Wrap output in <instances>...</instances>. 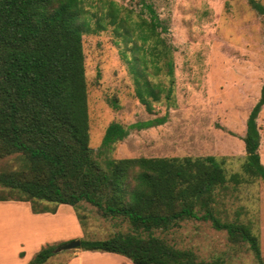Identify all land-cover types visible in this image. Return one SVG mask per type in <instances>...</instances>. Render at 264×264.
<instances>
[{
  "label": "rangeland",
  "instance_id": "obj_1",
  "mask_svg": "<svg viewBox=\"0 0 264 264\" xmlns=\"http://www.w3.org/2000/svg\"><path fill=\"white\" fill-rule=\"evenodd\" d=\"M146 1L167 28L159 27L147 41L141 34L149 14L141 0H81L86 23L83 51L90 147L102 163L142 156H215L223 162L228 177L243 175L241 182L230 180L217 190V215L223 221L248 226L258 236L264 257V180L243 170L247 120L264 86V16L249 0ZM258 1L264 5V0ZM158 37L164 42L160 41V54L153 58L152 45ZM168 60L172 62V74L166 65ZM145 80L167 91L154 99L145 89ZM139 82L150 104L141 101ZM162 117H166L162 124L132 128L124 140L102 146L111 122L130 127ZM257 123L264 164V105ZM26 168L18 154L0 155V172ZM0 196L9 198L0 201V264L16 261L19 238H33L27 245L29 255L50 244L61 251L62 245L74 240L54 241V237L74 232V227L53 218L52 213H34L32 204L36 209L57 211L68 206L61 213L74 215L83 229V235L77 238L80 240H102L133 230L128 219L105 216L85 201L76 207L43 199L22 201L25 196L2 186ZM17 233L20 236L16 237ZM153 233L173 247L192 251L198 262L258 264L247 243L232 242L225 230L215 229L209 221L184 220L179 227L155 229ZM142 236L147 233L142 232ZM76 249L62 251L48 264L59 262ZM109 259L85 257L83 264H114Z\"/></svg>",
  "mask_w": 264,
  "mask_h": 264
},
{
  "label": "trees",
  "instance_id": "obj_2",
  "mask_svg": "<svg viewBox=\"0 0 264 264\" xmlns=\"http://www.w3.org/2000/svg\"><path fill=\"white\" fill-rule=\"evenodd\" d=\"M141 1L149 14L141 34L147 41L159 27L167 28L152 4ZM249 3L264 16L260 1ZM82 14L81 0H0V155L18 154L27 165L20 171L0 172V186L25 196L22 201L43 199L74 207L85 201L105 216L128 219L131 232L81 240V246L124 255L134 264H213L196 261L192 251L173 247L153 233L179 227L189 219L209 221L215 229L225 230L232 242L247 243L258 264H264L258 236L248 226L223 221L217 215V190L230 180L241 182L243 175L228 177L223 162L215 156H142L105 163L98 159L90 147ZM160 41L158 37L152 45L153 58L160 54ZM166 65L172 74L171 60ZM146 80L145 89L154 99L167 91ZM140 86L139 82L141 101L150 104ZM263 105L264 86L247 120L243 170L264 180L257 123ZM165 120L130 127L111 122L102 146L124 140L132 128ZM7 200L0 196V201ZM31 208L34 213L56 212L36 209L34 204ZM58 248L52 244L43 247L29 264H43Z\"/></svg>",
  "mask_w": 264,
  "mask_h": 264
},
{
  "label": "crops",
  "instance_id": "obj_3",
  "mask_svg": "<svg viewBox=\"0 0 264 264\" xmlns=\"http://www.w3.org/2000/svg\"><path fill=\"white\" fill-rule=\"evenodd\" d=\"M9 204H13V202H10ZM25 205V204H24ZM25 209L28 207L27 205H25ZM61 207V206H59ZM63 208H68V206L61 207ZM61 209V210H62ZM61 210H56L57 212L52 213V212H44V213H49L51 215V213L53 214V218L59 217L61 220H63V222L65 223L66 226L69 227H74V232H70V233H63L61 236L59 237H54V241H61V240H65V239H77L80 238L83 235V229L81 228V226H79L78 222L76 221L75 217L73 214L71 213H67V214H62ZM71 210V209H70ZM28 212V211H27ZM20 236L19 233L16 234V237ZM30 238H19V240H17V248L14 251L15 257H16V261L13 262L12 264H29L30 261L32 260V258L35 256V254L33 255L34 252H32L30 255L27 252L28 249V244L31 243L30 242ZM33 241V238L32 240ZM38 245V244H37ZM8 249V248H7ZM14 249V247H12L9 251V254H11V251ZM36 250V248L34 249V251ZM62 251L65 250H59L55 255L51 256L46 262H44L43 264H48V262H50V260L53 257H58L59 253H61ZM97 250H87L82 248V246L80 248H77L76 251H73L72 253L67 254L64 257L60 258L59 262H56L55 264H83L85 257H88V259H92V260H96V257L100 256V257H107L110 256V259L114 264H132L133 262L127 258L124 255L118 254V253H114V252H107V251H101V252H105L104 254H100L98 252H96ZM21 253H23L21 255ZM37 253V252H35ZM118 254V255H117ZM124 256V257H121ZM62 259V260H61ZM106 259V258H105ZM132 263H131V262ZM134 264V263H133Z\"/></svg>",
  "mask_w": 264,
  "mask_h": 264
},
{
  "label": "water",
  "instance_id": "obj_4",
  "mask_svg": "<svg viewBox=\"0 0 264 264\" xmlns=\"http://www.w3.org/2000/svg\"><path fill=\"white\" fill-rule=\"evenodd\" d=\"M80 247H81V240L74 239L62 245L61 250H69V249L80 248Z\"/></svg>",
  "mask_w": 264,
  "mask_h": 264
}]
</instances>
